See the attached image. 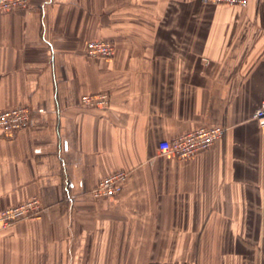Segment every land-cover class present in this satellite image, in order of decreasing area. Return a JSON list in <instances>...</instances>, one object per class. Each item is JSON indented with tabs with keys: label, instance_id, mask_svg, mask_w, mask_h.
Returning a JSON list of instances; mask_svg holds the SVG:
<instances>
[{
	"label": "crops",
	"instance_id": "obj_1",
	"mask_svg": "<svg viewBox=\"0 0 264 264\" xmlns=\"http://www.w3.org/2000/svg\"><path fill=\"white\" fill-rule=\"evenodd\" d=\"M110 41L112 58L85 53ZM264 0H30L0 13V109L28 104L29 127L0 131V211L41 210L0 227V264H264ZM106 93L104 108L82 106ZM224 134L178 159L162 140ZM124 170L114 198L94 199Z\"/></svg>",
	"mask_w": 264,
	"mask_h": 264
},
{
	"label": "built area",
	"instance_id": "obj_2",
	"mask_svg": "<svg viewBox=\"0 0 264 264\" xmlns=\"http://www.w3.org/2000/svg\"><path fill=\"white\" fill-rule=\"evenodd\" d=\"M205 4L243 7L248 0H201ZM30 0H0V13L24 10L29 7ZM88 57L110 59L115 54L114 45L107 40L91 39L85 45ZM82 106L104 108L109 103L106 93L82 95L77 99ZM252 119L259 127L264 128V91L258 106L252 113ZM32 121L31 108L28 104H18L0 109V131L6 136H12L30 126ZM224 134V128L219 126H200L184 134L162 140L158 144L160 153L171 154L178 159H185L206 150ZM127 179L124 170H116L100 178L90 190L94 199H110L116 197L122 190ZM41 210L37 196L30 197L18 204L0 211V227L10 226L15 221L28 218Z\"/></svg>",
	"mask_w": 264,
	"mask_h": 264
}]
</instances>
